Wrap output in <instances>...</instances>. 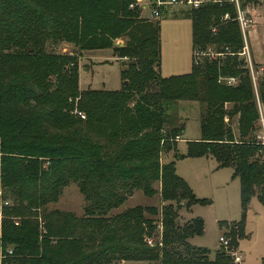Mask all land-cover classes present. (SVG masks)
Wrapping results in <instances>:
<instances>
[{"label": "trees", "instance_id": "obj_1", "mask_svg": "<svg viewBox=\"0 0 264 264\" xmlns=\"http://www.w3.org/2000/svg\"><path fill=\"white\" fill-rule=\"evenodd\" d=\"M223 1L183 16L193 23V52L228 48L234 55L165 78L160 21L140 18L135 0H0V202L10 203L0 213V264H234L223 248L211 259L190 244L204 234V221L180 225L179 212L210 202L160 159L185 131L178 103L197 101L201 138L176 158L212 157L218 168H232L243 217L254 198L264 207V79L256 90L239 56L245 43L236 6ZM119 39L124 46L115 47ZM64 43L71 54L56 51ZM102 50L136 62L125 74L130 86L80 91L68 65ZM229 78L237 83L223 81ZM73 183L88 203L85 215L49 210ZM136 191L159 193L162 205L111 214ZM219 226H232L226 236L238 250L244 221ZM156 233L160 241L149 244Z\"/></svg>", "mask_w": 264, "mask_h": 264}, {"label": "rangeland", "instance_id": "obj_2", "mask_svg": "<svg viewBox=\"0 0 264 264\" xmlns=\"http://www.w3.org/2000/svg\"><path fill=\"white\" fill-rule=\"evenodd\" d=\"M150 1L135 0L134 6L131 8L138 7L140 18L155 23L156 21L150 17V11L144 9V6L148 5ZM241 1H250L248 7L254 12H252L253 15L255 14L256 29L247 30V42L253 63L254 79L256 80L253 82L257 90L259 81L264 79V0H240V3ZM187 11L189 9L181 10L179 8L175 13L166 14L160 19V71L165 78L186 75L193 69V23L191 19L183 16V13ZM122 46H124L122 39L115 42V47ZM70 47L72 46L64 43L56 51L71 54L73 49L71 50ZM75 58L76 60L68 66L77 73L80 91L88 89L117 91L130 86V80L125 76L128 73V67L122 66V59L113 58L112 50L84 52ZM124 60L128 61V59ZM243 60L247 62V58L243 57ZM203 61L199 60V65ZM77 114L80 115V112ZM200 114L199 102L182 101L178 103L177 115L180 121L185 123V131L177 140L176 150L168 151L165 149L160 156L162 163L175 164L177 175L189 185L198 199L210 202L204 206H193L188 215L186 212L189 210L183 208L179 212V224L184 225L192 218H199L204 221V234L193 237L191 244L209 250L211 252L210 257L213 259L220 246L219 238L225 236L230 241L226 233L233 229L232 226L220 228L219 223L231 224L244 221L247 238L242 239L239 244V253L243 257L242 264H261L264 259V207L254 198L249 205L246 217H243L240 180L229 179L226 181L229 170L218 172L224 168H218V162L216 160L211 161L214 159L212 157H209V160L207 157H205L206 159L176 158L177 154L187 155L188 143L201 138ZM213 164L216 166L215 169L212 167ZM217 186L219 189H216ZM154 188L159 191L160 184L155 183ZM2 193L3 189L0 187V197ZM87 205L88 203L78 186L73 183L66 187L57 204L49 206V210L58 209L62 212L73 213L77 217H83ZM161 205L159 193L148 197L142 191H136L118 210H114L111 214L115 215L139 206L146 208L150 206L160 207ZM3 219L4 217L0 215L1 227ZM154 237V243L161 239L160 233H156Z\"/></svg>", "mask_w": 264, "mask_h": 264}, {"label": "built area", "instance_id": "obj_3", "mask_svg": "<svg viewBox=\"0 0 264 264\" xmlns=\"http://www.w3.org/2000/svg\"><path fill=\"white\" fill-rule=\"evenodd\" d=\"M230 2L234 3L237 9V18L236 20L240 24V28L242 31L243 39L245 46L242 50V52L239 54L242 58L245 57L247 58V66L250 70L251 76L253 81L255 82L256 80L254 79V72H253V63L250 55V48L248 46L247 42V30L248 29H256L255 26L256 24L254 23V15L251 13L249 7H246L245 9L242 8L240 0H229ZM223 0H151L148 5L144 6L145 10L150 11V17L152 20L155 21H160V19L166 15V14H173L179 8L181 10H194V9H199L202 6L209 4V3H223ZM132 5L131 7H133ZM231 16L230 14H226L223 17V21H228L230 20ZM215 32V30H214ZM230 50L228 48L225 49V51H218L214 47H209L207 49H196L193 52V59L196 65H199V60H210V61H215L218 59H227L228 57L232 56ZM227 81L228 85H234L237 83V81L234 78H229V79H223V81ZM256 86V85H255ZM260 111H261V127L262 130L259 134V139L263 142L264 144V111L262 106L259 103ZM80 116L82 118H85L81 113ZM176 140H179L177 138ZM4 206H10V203L8 201H1L0 202V213L2 211V208ZM1 215V214H0ZM2 217V215H1ZM162 229V228H161ZM220 242V247L225 249L229 256L233 259L234 264H242L243 263V257L239 253L238 250L235 249H230V241L225 237L221 236L219 238ZM149 244H153L152 240H149ZM9 256L13 255V251L9 250L7 253Z\"/></svg>", "mask_w": 264, "mask_h": 264}, {"label": "crops", "instance_id": "obj_4", "mask_svg": "<svg viewBox=\"0 0 264 264\" xmlns=\"http://www.w3.org/2000/svg\"><path fill=\"white\" fill-rule=\"evenodd\" d=\"M250 9V11H251V13L253 12L252 10H251V8H249ZM254 13V12H253ZM252 13V14H253ZM254 17H255V14H254ZM196 159H206L205 157H202V158H196ZM207 159L209 160V157H207ZM215 159H211V161H214ZM213 169H215L216 168V166H215V164H213ZM224 170H229V172L227 173V180L226 181H229V179H231V180H235V179H233V173H234V171L232 170V169H230V168H224V169H221V171H219L218 170V172H222V171H224ZM214 172H215V170H214ZM184 176V175H183ZM185 178H186V180H188V178L186 177V176H184ZM189 181V180H188ZM216 189H219V186H217V188ZM191 210H189V211H187L186 212V215H188V213L190 212ZM187 219H188V217H187ZM192 219H194V218H192ZM192 219H190V220H192ZM191 239H193V238H191ZM191 239H190V244H191ZM192 245V244H191ZM193 246V245H192ZM194 247H198V248H201V247H199V246H194ZM220 247V246H219ZM219 247H218V249H219ZM238 251H240V249L238 248Z\"/></svg>", "mask_w": 264, "mask_h": 264}, {"label": "water", "instance_id": "obj_5", "mask_svg": "<svg viewBox=\"0 0 264 264\" xmlns=\"http://www.w3.org/2000/svg\"><path fill=\"white\" fill-rule=\"evenodd\" d=\"M121 62H122L121 64H122L123 67H128L130 65H136V62H129L127 60H122Z\"/></svg>", "mask_w": 264, "mask_h": 264}]
</instances>
